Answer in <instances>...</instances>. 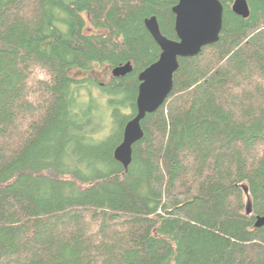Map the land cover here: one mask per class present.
Returning <instances> with one entry per match:
<instances>
[{"label":"trees","instance_id":"obj_1","mask_svg":"<svg viewBox=\"0 0 264 264\" xmlns=\"http://www.w3.org/2000/svg\"><path fill=\"white\" fill-rule=\"evenodd\" d=\"M220 1L126 168L145 21L177 40L179 0H0V264H264V0Z\"/></svg>","mask_w":264,"mask_h":264},{"label":"water","instance_id":"obj_2","mask_svg":"<svg viewBox=\"0 0 264 264\" xmlns=\"http://www.w3.org/2000/svg\"><path fill=\"white\" fill-rule=\"evenodd\" d=\"M232 10L244 18L250 15L247 0H235ZM176 15L175 29L178 39H170L160 29L156 16L145 23L156 43L161 48L159 59L144 69L140 81L137 112L125 126L123 140L114 150V157L126 168L133 159V147L144 137L142 121L146 115L157 111L166 101L174 87V75L179 69V59L194 57L204 47L219 41L223 28L224 7L220 0H179L173 8ZM131 62L112 70L114 77L131 73ZM251 213V208L247 210ZM264 226V215L257 216L255 227Z\"/></svg>","mask_w":264,"mask_h":264},{"label":"rangeland","instance_id":"obj_3","mask_svg":"<svg viewBox=\"0 0 264 264\" xmlns=\"http://www.w3.org/2000/svg\"><path fill=\"white\" fill-rule=\"evenodd\" d=\"M95 71V70H94ZM96 77H103L105 80H108L110 76H112V71H109V69L105 68H99V66H96V71L94 72ZM107 131V132H106ZM106 132V133H105ZM108 133V128L102 133L98 135V137L106 135Z\"/></svg>","mask_w":264,"mask_h":264},{"label":"bare ground","instance_id":"obj_4","mask_svg":"<svg viewBox=\"0 0 264 264\" xmlns=\"http://www.w3.org/2000/svg\"><path fill=\"white\" fill-rule=\"evenodd\" d=\"M233 7V6H232Z\"/></svg>","mask_w":264,"mask_h":264}]
</instances>
